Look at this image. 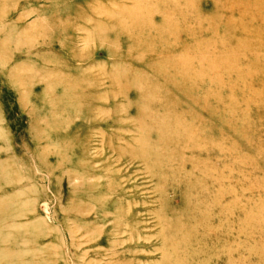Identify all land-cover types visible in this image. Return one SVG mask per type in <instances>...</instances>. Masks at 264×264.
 <instances>
[{
    "label": "rangeland",
    "instance_id": "374dc122",
    "mask_svg": "<svg viewBox=\"0 0 264 264\" xmlns=\"http://www.w3.org/2000/svg\"><path fill=\"white\" fill-rule=\"evenodd\" d=\"M0 264H264V0H0Z\"/></svg>",
    "mask_w": 264,
    "mask_h": 264
}]
</instances>
